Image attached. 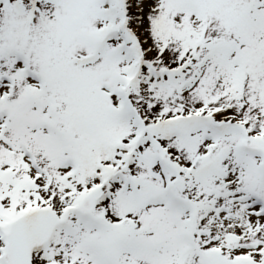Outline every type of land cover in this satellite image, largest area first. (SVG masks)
<instances>
[{"label":"snow or ice","instance_id":"snow-or-ice-1","mask_svg":"<svg viewBox=\"0 0 264 264\" xmlns=\"http://www.w3.org/2000/svg\"><path fill=\"white\" fill-rule=\"evenodd\" d=\"M0 264H264V0H0Z\"/></svg>","mask_w":264,"mask_h":264}]
</instances>
